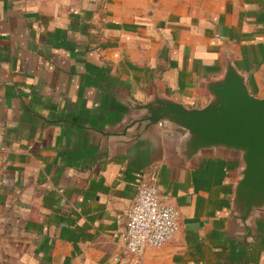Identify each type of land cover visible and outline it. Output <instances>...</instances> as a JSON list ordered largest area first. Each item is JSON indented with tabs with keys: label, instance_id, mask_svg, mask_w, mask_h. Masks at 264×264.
<instances>
[{
	"label": "crops",
	"instance_id": "0c3cea01",
	"mask_svg": "<svg viewBox=\"0 0 264 264\" xmlns=\"http://www.w3.org/2000/svg\"><path fill=\"white\" fill-rule=\"evenodd\" d=\"M228 58L263 98L264 0H0V264H264V221L249 245L229 227L231 159L180 177L151 139L103 135L155 86L204 107ZM145 182L178 230L133 254Z\"/></svg>",
	"mask_w": 264,
	"mask_h": 264
},
{
	"label": "water",
	"instance_id": "95a60500",
	"mask_svg": "<svg viewBox=\"0 0 264 264\" xmlns=\"http://www.w3.org/2000/svg\"><path fill=\"white\" fill-rule=\"evenodd\" d=\"M248 83L228 58L221 76L201 84L208 100L204 107L188 108L155 86L145 104L128 100L126 121L103 134L113 139L111 148L119 145L122 152L151 139L180 177L207 160L231 159L229 227L246 245L257 241L255 231L264 221V97L253 95ZM162 126L170 131L162 133Z\"/></svg>",
	"mask_w": 264,
	"mask_h": 264
},
{
	"label": "built area",
	"instance_id": "2783aa9c",
	"mask_svg": "<svg viewBox=\"0 0 264 264\" xmlns=\"http://www.w3.org/2000/svg\"><path fill=\"white\" fill-rule=\"evenodd\" d=\"M177 230L176 209L163 202L156 184L143 183L127 212V251L142 254L147 248H160L174 238Z\"/></svg>",
	"mask_w": 264,
	"mask_h": 264
}]
</instances>
